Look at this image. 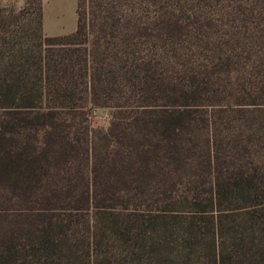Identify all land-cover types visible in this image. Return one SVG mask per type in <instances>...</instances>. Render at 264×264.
<instances>
[{
    "label": "trees",
    "instance_id": "trees-1",
    "mask_svg": "<svg viewBox=\"0 0 264 264\" xmlns=\"http://www.w3.org/2000/svg\"><path fill=\"white\" fill-rule=\"evenodd\" d=\"M75 1L0 35V264H264V0Z\"/></svg>",
    "mask_w": 264,
    "mask_h": 264
},
{
    "label": "rangeland",
    "instance_id": "rangeland-1",
    "mask_svg": "<svg viewBox=\"0 0 264 264\" xmlns=\"http://www.w3.org/2000/svg\"><path fill=\"white\" fill-rule=\"evenodd\" d=\"M42 19L34 0H0V35L7 33L3 40L7 52L12 46L26 48L39 44V35L55 37L72 33L76 26L75 0H41ZM9 40V41H8ZM13 40V41H10ZM89 124L94 129H106L111 122V111L105 108H91Z\"/></svg>",
    "mask_w": 264,
    "mask_h": 264
}]
</instances>
